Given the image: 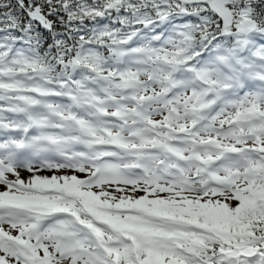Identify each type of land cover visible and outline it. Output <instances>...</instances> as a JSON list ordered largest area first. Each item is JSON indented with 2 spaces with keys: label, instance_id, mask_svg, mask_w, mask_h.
<instances>
[{
  "label": "snow or ice",
  "instance_id": "1",
  "mask_svg": "<svg viewBox=\"0 0 264 264\" xmlns=\"http://www.w3.org/2000/svg\"><path fill=\"white\" fill-rule=\"evenodd\" d=\"M0 264H264V0H0Z\"/></svg>",
  "mask_w": 264,
  "mask_h": 264
}]
</instances>
